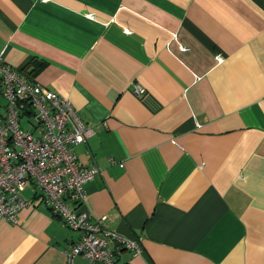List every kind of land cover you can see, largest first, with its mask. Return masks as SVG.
<instances>
[{"label":"crops","instance_id":"0c3cea01","mask_svg":"<svg viewBox=\"0 0 264 264\" xmlns=\"http://www.w3.org/2000/svg\"><path fill=\"white\" fill-rule=\"evenodd\" d=\"M0 61L93 128L83 208L142 247L118 264H264V0H0ZM21 194L0 264H69L79 232Z\"/></svg>","mask_w":264,"mask_h":264},{"label":"built area","instance_id":"2783aa9c","mask_svg":"<svg viewBox=\"0 0 264 264\" xmlns=\"http://www.w3.org/2000/svg\"><path fill=\"white\" fill-rule=\"evenodd\" d=\"M133 92L142 98L146 89L135 84ZM0 94V217L16 224L19 211L31 204L21 193L35 185L47 207L80 234L63 250L69 264L79 256L88 264H118L122 251L141 254L138 239L104 228L83 208L86 186L101 170L79 159L76 147L88 144L93 128L70 99L2 61Z\"/></svg>","mask_w":264,"mask_h":264},{"label":"rangeland","instance_id":"374dc122","mask_svg":"<svg viewBox=\"0 0 264 264\" xmlns=\"http://www.w3.org/2000/svg\"><path fill=\"white\" fill-rule=\"evenodd\" d=\"M3 103L5 104V101H3ZM25 126H26L27 129L31 130V126H30L29 123H26Z\"/></svg>","mask_w":264,"mask_h":264}]
</instances>
